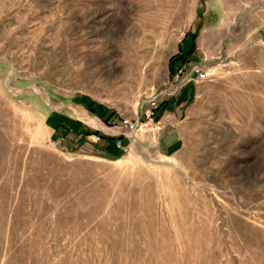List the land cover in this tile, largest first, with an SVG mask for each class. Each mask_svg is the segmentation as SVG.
<instances>
[{
	"label": "rangeland",
	"instance_id": "1",
	"mask_svg": "<svg viewBox=\"0 0 264 264\" xmlns=\"http://www.w3.org/2000/svg\"><path fill=\"white\" fill-rule=\"evenodd\" d=\"M192 43L162 155L120 119ZM0 264H264V0H0Z\"/></svg>",
	"mask_w": 264,
	"mask_h": 264
},
{
	"label": "crops",
	"instance_id": "2",
	"mask_svg": "<svg viewBox=\"0 0 264 264\" xmlns=\"http://www.w3.org/2000/svg\"><path fill=\"white\" fill-rule=\"evenodd\" d=\"M178 63L179 61L174 62L172 68H169L167 79L170 78L174 66ZM195 96L196 83L188 82L175 96L158 98L159 107L155 110L158 119L154 124L158 134L157 150L160 154L169 155L181 145L188 129Z\"/></svg>",
	"mask_w": 264,
	"mask_h": 264
},
{
	"label": "built area",
	"instance_id": "3",
	"mask_svg": "<svg viewBox=\"0 0 264 264\" xmlns=\"http://www.w3.org/2000/svg\"><path fill=\"white\" fill-rule=\"evenodd\" d=\"M208 75L209 72L203 64L190 62L189 60L185 62H179L174 66L171 76L167 79L165 85L157 92H154L145 98L144 103L147 104V107L143 109L142 114L133 118H121L120 127H123L124 133L129 136H133L142 124L147 125L149 122L155 120V110L159 107L158 98L160 96L162 98L173 97L188 82L197 83L207 79ZM142 116L146 118L144 122L141 120ZM114 145L123 152H127L128 148L123 143L122 135L115 137Z\"/></svg>",
	"mask_w": 264,
	"mask_h": 264
},
{
	"label": "trees",
	"instance_id": "4",
	"mask_svg": "<svg viewBox=\"0 0 264 264\" xmlns=\"http://www.w3.org/2000/svg\"><path fill=\"white\" fill-rule=\"evenodd\" d=\"M186 37V35H185ZM185 37L183 38V40L185 39ZM195 38V35H193V39ZM193 50H194V45L193 43L191 44L190 48H189V51L188 53H185L182 48H179L178 49V52L176 54H174L173 56H171L169 58V68L171 69L172 68V65L174 62L176 61H179V62H185L187 60V55L193 53ZM187 54V55H186ZM92 102H90L89 104H91ZM98 109H99V112H100V115L101 117L104 118V122H108L109 119L105 117V108L102 107L100 104L97 105ZM89 109L92 110L91 107H89ZM158 119V115L155 116V120ZM55 128H58V126H56ZM86 134H95V135H99L101 136V134H99V132L97 130H94L92 132H87Z\"/></svg>",
	"mask_w": 264,
	"mask_h": 264
}]
</instances>
